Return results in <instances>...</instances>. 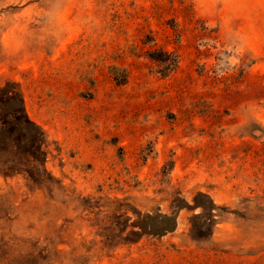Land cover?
Returning <instances> with one entry per match:
<instances>
[{"label": "rangeland", "instance_id": "1", "mask_svg": "<svg viewBox=\"0 0 264 264\" xmlns=\"http://www.w3.org/2000/svg\"><path fill=\"white\" fill-rule=\"evenodd\" d=\"M0 264H264V0H0Z\"/></svg>", "mask_w": 264, "mask_h": 264}, {"label": "trees", "instance_id": "2", "mask_svg": "<svg viewBox=\"0 0 264 264\" xmlns=\"http://www.w3.org/2000/svg\"><path fill=\"white\" fill-rule=\"evenodd\" d=\"M203 197H206V196L203 195ZM161 219L164 220L165 222L164 226L161 228V231L165 232V231L171 230L174 224V219L171 216H162Z\"/></svg>", "mask_w": 264, "mask_h": 264}]
</instances>
